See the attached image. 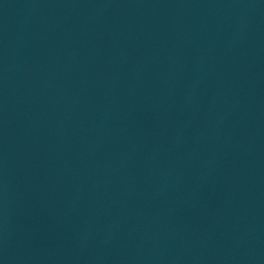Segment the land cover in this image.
Returning <instances> with one entry per match:
<instances>
[{
	"label": "water",
	"instance_id": "water-1",
	"mask_svg": "<svg viewBox=\"0 0 264 264\" xmlns=\"http://www.w3.org/2000/svg\"><path fill=\"white\" fill-rule=\"evenodd\" d=\"M0 264H264V0H0Z\"/></svg>",
	"mask_w": 264,
	"mask_h": 264
}]
</instances>
